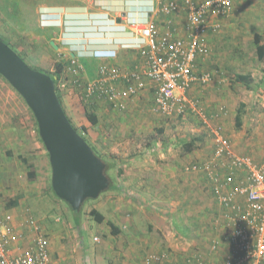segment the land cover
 Masks as SVG:
<instances>
[{"label": "crops", "instance_id": "1", "mask_svg": "<svg viewBox=\"0 0 264 264\" xmlns=\"http://www.w3.org/2000/svg\"><path fill=\"white\" fill-rule=\"evenodd\" d=\"M237 1L234 0V10ZM178 2L181 4L182 1L178 0ZM29 4L36 7L38 16L40 9L51 8L47 12L55 15L57 19L48 26H40L38 34L27 29L26 32H22V35L13 36L15 41L19 42L17 45L20 51H23V55H26L36 66L42 69H53L55 64L61 63L62 71L59 72V76L62 81L72 59H77L83 67L82 70H77L81 83L84 85L97 79L103 65H106L109 70L117 69L121 75L120 79L110 81V87L115 90L124 91L129 84L128 80H134V76H138L145 83V88L137 96L123 99L126 103V109L123 111L114 109L110 99L104 93L99 92L95 99L92 98L93 100L88 102L84 100L86 93L83 87L73 86L62 93L63 108L71 120L72 118L78 119L77 110L82 107H85V116L87 109L97 114V124L92 125L87 117V121L83 123L88 128L94 126V130L98 132L95 135L91 134L88 129L86 131L91 135L89 144L97 152L104 153L105 147L110 142L100 134L99 128L106 127L107 130L113 132L111 134L118 133L124 137L118 139L120 146L126 151L125 155L122 153L121 156L128 157L120 158V160L112 158L116 163L111 165L117 175L109 176L107 172L111 183L114 184L105 191L104 197L102 195L99 197H102L103 201L101 206L111 214V220H107L109 226L99 227L98 224L90 229L81 225L70 232H67L64 227L62 230L53 229L51 231L39 221L34 220L43 227L44 232L50 238V254L53 264H152L149 261L150 257L160 254L168 255L172 261L179 264H192L198 260H202L205 264H223L229 252L226 244L221 247L214 258L211 259L208 256L210 246L215 239L220 237V230L215 220L222 212L221 206L211 193V183L206 173L203 170L189 169L193 164H204L214 156V138L209 148L208 145L200 148V144L196 143L198 147L192 148L189 152L186 143L192 138H199L203 141L204 136L190 138L182 136L176 143H165L164 139L157 137L149 142L156 149L149 148L144 154L140 152V156L129 155L136 152L133 148L137 140L142 142L141 136L144 137L147 134V128L153 132L152 129L163 125L165 121H180L187 117L193 120V117H197L199 119H195L201 126V129H198L200 132L210 130L213 134V129L220 126L223 135L232 143L233 150L237 154L251 157L258 163L264 161V113L256 115L254 109L251 111L245 104H240V106H245L242 109L244 112L243 125L240 128V133L243 132V135L241 137L236 135L232 141L225 133L229 130V123L234 113L233 101L236 100L235 90H232L234 87L229 89L228 85L238 83L249 86L254 81L251 74L253 81L248 83L237 82L235 79L229 81V78H223V72L220 76L217 74L218 69L225 67L220 65L221 62H217V58H219L218 48L226 45V30L218 36L216 32H211L208 36L211 55L205 63L208 61L210 63V59L213 58L212 62L218 64L213 70L208 66L209 64L204 67L201 65L200 70L212 71L214 73L212 80L207 85H195L188 92L192 99L200 102V107L210 119L205 121L201 116L192 112L185 116L164 117L153 111L157 95L156 84L146 75L147 55L142 49L133 46L139 44V39L131 33L129 28L131 21L152 20L158 23L160 31L166 30L163 25L165 17L154 11L153 0H32ZM5 11L1 15L4 21L7 18L18 17L12 7L9 10L5 8ZM231 14L232 12L229 16L220 19L223 30L229 18L232 17ZM10 15L12 16L9 18ZM174 16L176 28L180 31L182 29L181 35L184 36L183 26L187 21V15L181 10ZM117 19H120V23H117ZM37 23L39 25V21ZM238 35L237 33L234 36ZM95 51L106 56L96 57ZM238 60L237 54L233 64H238ZM225 68L234 70L235 67ZM232 81L235 82L231 83ZM257 89L255 90L257 96L263 97V89ZM13 103L14 106L22 105L20 101L19 105L14 90L9 89L5 81H0V136L5 135L0 139L14 140L15 143H9L11 147L8 149L17 151V156L24 159L22 149L27 138L20 130L24 131L26 128H17L15 119L18 118V112L13 110ZM7 104L12 106L8 110L9 119L7 110H5ZM240 106L234 114L235 119ZM30 112L29 107L22 109L23 118L30 119ZM156 120L157 124H155ZM34 122L37 126L36 121ZM151 123L152 126H150ZM145 125L148 126L144 127ZM205 127L209 130L201 131ZM31 129L33 133V128ZM98 134H100L99 137ZM134 137L135 140H132ZM109 138L112 140L111 137ZM27 140L31 145L40 149L41 145L32 143L30 137ZM167 145L168 147H165ZM1 147L2 144H0V149ZM163 148L167 149L163 150ZM171 151L174 152L170 156L166 155ZM45 152L40 151L39 153L43 155ZM3 164L0 163V169ZM107 166H109L108 163ZM17 202L16 206L10 207H15L13 210H8L4 215L0 212V226L6 222V215L11 216L10 224L15 234L10 245V253L13 255L30 248L36 237L33 225H31L33 218L29 216L27 208L21 205V199ZM4 207L0 198V211ZM109 222L118 228L117 232L113 230ZM94 229L98 234H102V238L100 241H95L94 236L93 243L89 244L87 235Z\"/></svg>", "mask_w": 264, "mask_h": 264}, {"label": "built area", "instance_id": "2", "mask_svg": "<svg viewBox=\"0 0 264 264\" xmlns=\"http://www.w3.org/2000/svg\"><path fill=\"white\" fill-rule=\"evenodd\" d=\"M181 1L180 4L178 0H153L154 11L165 17V31H160L158 23L152 20L131 21L129 28L139 39V44L133 46L147 55L146 75L156 84L153 111L164 117L185 116L192 112L207 121L210 118L200 107V102L192 99L188 92L193 86L207 85L212 80L214 73L200 70L211 55L208 36L221 29L220 19L230 15L235 3L234 0ZM49 10L51 8L40 11L44 26L57 21L55 15L47 12ZM181 10L187 15L184 36L182 29L176 28L174 16ZM94 55L106 56L96 51ZM77 69L83 67L77 59H72L68 72L60 81L59 91L83 87L86 102L95 99L100 92L108 96L114 109L123 111L126 109L123 99L135 97L145 88L138 76L128 80L124 91L111 88L110 81L120 79L121 75L117 69L109 70L106 65L101 66L97 79L84 85ZM221 111L225 112L224 109ZM213 134L214 156L204 164L189 167L206 173L211 193L221 206L222 212L215 220L220 237L210 246L208 256L214 258L226 244L229 252L223 264H264V161L258 163L251 157L237 154L220 126L213 129ZM10 221L11 216L6 215V222L0 226V264H53L50 238L34 219L31 221L36 235L34 244L17 255L11 254L10 245L15 234ZM149 261L152 264H179L166 254L154 255ZM192 264L205 263L198 260Z\"/></svg>", "mask_w": 264, "mask_h": 264}, {"label": "rangeland", "instance_id": "3", "mask_svg": "<svg viewBox=\"0 0 264 264\" xmlns=\"http://www.w3.org/2000/svg\"><path fill=\"white\" fill-rule=\"evenodd\" d=\"M17 2L21 4L19 16H15L14 18L11 17L12 15H10L9 18H11H7L4 21L1 18V15L3 14V12H6L5 8L6 10H9L10 7H12L14 11L17 12ZM31 2L32 0H0V36L2 40H4L15 52H17L18 54L21 53L22 55L23 51H20V47H18L17 45L19 42L15 41L14 39V37L16 36L15 34L22 35V32H26L27 29H31L32 31H35V33H39V27H44V24L41 23L40 14L39 16L37 15L38 13L36 7L32 4H29ZM236 4L237 6L235 7V10L233 9L231 14L232 17L227 21L225 29L223 30L222 27L220 29L221 31L219 30V33L216 32L217 36L222 34L225 30L227 32L226 45L224 47L218 48L219 58H217V62H221L220 65H224L225 67L233 66L235 68L234 70H227V68L221 67V69H218V71L216 72L219 76L222 75L221 72H223V78H229V81L231 79L234 80L236 75L242 73L245 75L251 74L254 77V81L251 83V85H249L250 87L248 85L244 86L238 83H233L235 81L231 82L233 84L228 85L229 89H232V87H234V89L232 90H235L234 93L236 97V100L233 101L234 113L232 112L233 115L229 123V130H225L226 135L228 136V138L230 136V139H232V141L236 137V135H240V137L241 135H243V132L240 133V129L238 130L236 128L234 117V114L236 113V110L240 106V104H245L246 107H249L251 109V111L252 109H254L256 115H263L264 113V92L262 94L263 97H260L257 96L255 91L256 88H258L257 90L263 89L264 91V61L259 60L256 45L254 43V35L256 33L264 35V0H238ZM35 21L36 25L33 28L32 22ZM37 21H39V25ZM237 33L239 35L234 36ZM262 43H264V39L262 40ZM237 54L239 57L238 64H233ZM23 56L27 65L31 68L40 70L44 73L46 71L50 74H54L57 71L56 66L52 67L53 69L39 68L34 63H32V61H30L26 55ZM212 61L213 58L210 59L211 64L208 63V61L207 63L203 64V67L209 64L208 66L211 68V70L217 68L216 64L218 63H213ZM228 72L230 74H227ZM0 81H5L6 86L9 89L14 90V95L18 100V103L19 101L22 103V105H20L19 103L20 106H14V103L12 104L13 110L18 112V118L15 119L17 128L20 129L22 127H25L26 130H20L21 133L24 132L27 139H29L30 137L32 143H38L39 145H41L40 149H38L37 147L31 145L26 139L25 146H23L22 149V155L24 156V159H22L17 156V151L8 149L9 147H11L9 146V143H15L14 140L9 141L8 139H0V144H2V147L0 149V154H2V157H0V163H5L1 166L0 169V198L3 205L5 206V210L1 208V214L4 215L5 212H8V210H13L15 207L10 208L11 201L13 199H18L19 197L22 201L21 205H24L25 209L27 208L29 216L32 217L35 221H39L44 227L48 228V230L51 231H53V229L62 230V228L64 227L67 232H70L76 230V227L81 225L86 226L90 229L95 228L98 224L99 227L109 226L107 224V220H111V214L108 212V210L101 206V203L103 202L102 197H104V195L106 194L105 192L101 194V198H98L96 200H87L80 212L74 211L66 202L54 196V194L50 190V185L52 184V171L48 152L39 139L37 126L34 122V115L32 112H30V119L27 120L23 118V114L21 113V111L22 109H26V107H28L26 106V102L2 76H0ZM59 86L60 80L57 86L58 91ZM59 92L62 95L61 91ZM9 104H11V102H9ZM9 104H7V109H5L7 110L8 119L10 117V112L8 110L12 107ZM84 110L85 107L77 110L78 119L72 118V121L75 126L79 130H81V132H84L83 135L87 138L88 142H90L91 135L87 134L82 129L83 127H85L83 124L84 121H87ZM195 118L199 119L197 117H193L192 120L190 117H187L180 121H165L163 125L156 126L154 129H152L153 132H150L151 130L147 128V134H145L144 137L143 135L141 136L142 142L137 140L136 145L133 148L134 150H136V152H132L129 156H140V152L141 154H144V152L148 151L149 148L156 149L155 146H152V143L149 142L157 137L164 139L163 142L165 143H176L182 136H186V138L194 136H204L203 141L197 142V144H200V148H204L206 145H208L209 148L213 143V134L212 132H210L209 128L206 127L201 131L209 130L208 132H200L198 129H201V126ZM160 121L163 122L164 120ZM254 122L257 123V121H253V123ZM155 124H157V120ZM146 126L148 125H145L144 127ZM150 126H152V123L150 124ZM31 127L33 128V133H31ZM89 128L85 127L86 131L87 129L90 130L91 134L94 133L96 135L98 133L94 130V126H90ZM99 129L101 130V136H105V139L109 140L110 142H108V145L105 147L104 153L100 151L97 152V150L95 151L98 155L101 156L103 161L109 164V168L112 167V169H107L109 176H114V174L116 176L117 172L113 170L114 168L111 165L112 163L116 162H114L112 158L114 157L117 160H120V158L128 157L121 156L122 153L125 155L126 151L122 149V147L120 146V141L118 139H123L124 137L120 136L115 131V135L111 134L113 132L107 130L106 127L104 129ZM100 134H98V137ZM0 137L4 138L5 135H1ZM109 137H111L112 140ZM132 140H135V137ZM6 143L8 144L6 145ZM159 143L162 142L159 141ZM139 145H142V147H140ZM165 147H168V145ZM165 149L163 148V150ZM40 151L46 152L42 155L39 153ZM20 152L21 151H19V153ZM173 152L174 151H171L166 155L170 156ZM32 172L35 174L34 178L29 177L30 173ZM111 184L114 183L112 182ZM92 210H97L99 211V213L104 215L105 221L102 224L98 223L92 216ZM97 234L98 233L95 229L90 232V234L88 233L87 237L89 244L93 243L94 236L95 239L98 238V240L100 241V239L102 238V234H98V237Z\"/></svg>", "mask_w": 264, "mask_h": 264}, {"label": "water", "instance_id": "4", "mask_svg": "<svg viewBox=\"0 0 264 264\" xmlns=\"http://www.w3.org/2000/svg\"><path fill=\"white\" fill-rule=\"evenodd\" d=\"M0 75L24 99L36 119L49 154L55 195L80 212L87 200L98 199L110 188L107 164L70 122L58 97L55 78L32 69L1 39Z\"/></svg>", "mask_w": 264, "mask_h": 264}, {"label": "trees", "instance_id": "5", "mask_svg": "<svg viewBox=\"0 0 264 264\" xmlns=\"http://www.w3.org/2000/svg\"><path fill=\"white\" fill-rule=\"evenodd\" d=\"M17 10V12H16V14H18V16H19V12H20V10H21V4H19V2H17V8H16ZM22 16V15H21ZM32 25H33V28L35 27V25H36V21L35 22H32ZM38 34V33H37ZM0 39L2 40V38H1V36H0ZM264 39V35H261V34H259V33H256L255 35H254V43H255V45H256V49H257V53H258V58H259V60L260 61H264V43H262V40ZM4 41V40H3ZM5 42V41H4ZM6 43V42H5ZM20 55V57L25 61V59L23 58L24 56L20 53L19 54ZM32 69H34V68H32ZM56 69H57V71L54 73V74H50L49 72H46L45 71V73L46 74H48V75H50V76H52L53 78H55V80H56V90H57V94H58V97H59V99H60V101H61V103H62V96H61V94H60V92L58 91V88H57V86H58V83H59V80L61 79V77L59 76V72L61 73V71H62V64L61 63H58V64H56ZM36 70V69H35ZM40 71V70H39ZM1 76V75H0ZM235 80L237 81V82H242V83H248V82H250V81H253V78H252V76L250 75V74H247V75H236V77H235ZM62 106H63V103H62ZM243 107H245L244 105H241L240 106V109H239V111H238V114H237V116H236V128L237 129H240L241 127H242V125H243V121H242V119H243V114H244V112H243ZM65 110V109H64ZM86 117H87V119H88V121L92 124V125H95V124H97L98 123V117H97V114L95 113V112H93V111H90L89 109H87V111H86ZM69 118V117H68ZM34 119H35V117H34ZM69 120H70V122L72 123V125L74 126V128L78 131V133L86 140V142H88V140H87V138L83 135L84 134V132H81V130H79L76 126H75V124L73 123V121L71 120V118H69ZM35 121H36V119H35ZM37 123V122H36ZM38 126V125H37ZM85 132H86V129H85V127H83L82 128ZM37 132H38V136H39V139H40V141L42 142V140H41V138H40V135H39V130H38V128H37ZM199 141H201V139H197V138H192L189 142H187L186 143V146H187V151H189V152H191L192 151V148H194V147H198L197 145H196V143L197 142H199ZM88 144H89V142H88ZM90 145V144H89ZM91 146V145H90ZM92 147V146H91ZM92 149L94 150V152L97 154V152L95 151V149L92 147ZM98 155V154H97ZM100 158H101V156L100 155H98ZM48 157H49V154H48ZM105 162V161H104ZM106 163V162H105ZM107 164V163H106ZM109 167L107 166V169H108ZM106 173H107V171H106ZM29 177L30 178H34L35 177V174L32 172V173H30V175H29ZM111 186H113V184H111ZM50 190L52 191V193L54 194V196L55 197H57L56 195H55V193H54V191H53V189H52V185H50ZM17 201H19V199H16V200H12L11 201V206H16L17 204H18V202ZM91 214H92V216L95 218V220L98 222V223H102V222H104L105 221V217H104V215H102L101 213H99V211H97V210H92V212H91ZM109 224H110V226L113 228V230L115 231V232H117V230H118V228L112 223V222H109Z\"/></svg>", "mask_w": 264, "mask_h": 264}]
</instances>
